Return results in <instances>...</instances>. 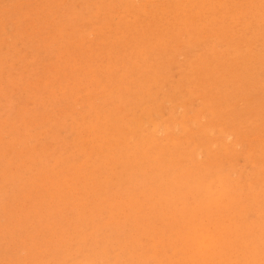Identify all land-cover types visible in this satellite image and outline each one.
I'll return each mask as SVG.
<instances>
[{"label": "rangeland", "instance_id": "obj_1", "mask_svg": "<svg viewBox=\"0 0 264 264\" xmlns=\"http://www.w3.org/2000/svg\"><path fill=\"white\" fill-rule=\"evenodd\" d=\"M0 264H264V0H0Z\"/></svg>", "mask_w": 264, "mask_h": 264}, {"label": "bare ground", "instance_id": "obj_2", "mask_svg": "<svg viewBox=\"0 0 264 264\" xmlns=\"http://www.w3.org/2000/svg\"><path fill=\"white\" fill-rule=\"evenodd\" d=\"M205 2V1H204ZM233 6V5H232ZM103 12V11H102ZM101 12V13H102ZM127 13V12H126ZM210 17V16H209ZM134 19V18H133ZM205 19V18H204ZM212 20V19H211ZM260 20V19H259ZM216 21V20H215ZM214 21V22H215ZM220 21V20H219ZM108 22H110V21H108ZM108 24V23H107ZM227 25V24H226ZM122 26V25H121ZM124 27V26H123ZM228 27V26H227ZM127 32V31H126ZM207 32V31H206ZM222 32V31H221ZM227 33V32H226ZM192 34V33H191ZM223 34V33H222ZM240 36V35H239ZM209 37V36H208ZM229 37V36H228ZM225 39V38H224ZM232 40V39H231ZM232 42V41H231ZM241 42V41H240ZM120 43V42H119ZM126 44V43H125ZM236 44V43H235ZM124 47V46H123ZM236 47H237V45H236ZM119 48V47H118ZM241 49V48H240ZM121 50V49H120ZM209 52V51H208ZM38 74H40V73H38ZM85 153V152H84Z\"/></svg>", "mask_w": 264, "mask_h": 264}]
</instances>
